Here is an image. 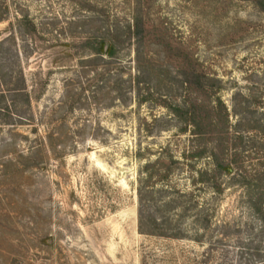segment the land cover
Wrapping results in <instances>:
<instances>
[{
	"label": "rangeland",
	"instance_id": "obj_1",
	"mask_svg": "<svg viewBox=\"0 0 264 264\" xmlns=\"http://www.w3.org/2000/svg\"><path fill=\"white\" fill-rule=\"evenodd\" d=\"M260 3L0 0V264H264V223L240 186L220 196L196 190L210 226L199 230L191 214L173 224L185 231L181 240L141 235L137 196L142 167L169 165L170 155L174 183L191 188L184 155L192 136L160 105H184L188 91L165 88L174 78H217L230 110L234 100L246 103L251 118L264 120ZM137 15L141 41L125 39L116 59L91 63L83 44ZM137 53L164 80L142 104Z\"/></svg>",
	"mask_w": 264,
	"mask_h": 264
},
{
	"label": "trees",
	"instance_id": "obj_2",
	"mask_svg": "<svg viewBox=\"0 0 264 264\" xmlns=\"http://www.w3.org/2000/svg\"><path fill=\"white\" fill-rule=\"evenodd\" d=\"M260 6L264 13V3H260ZM103 32L96 35L99 34L97 31L95 36L83 44L86 50L93 53L91 63L96 66L105 59H116L119 46L125 39L130 43L133 40L135 44L139 43L144 32V22L142 17L137 15L126 26L121 27L119 23L109 24ZM138 53L134 85L138 88L146 86L148 92L147 97L139 99L142 104L152 99L151 92L163 90L164 80L161 77L156 78L149 68L141 64V56ZM166 84L165 88L170 91H188L183 106L169 101L160 105L163 104L183 126L181 133H190L192 136V149L184 155L185 161L188 162L187 167L192 172V189H185L174 183V167L178 161L173 155H170L169 165L160 159L154 163H146L138 177L139 233L181 240L186 236L185 231L181 227H174L173 224L183 222L191 214H195L199 230H208L211 213L199 209L195 191H209L215 196H220L226 187L232 184L243 189L246 206L264 223V120L251 118V109L246 103L239 106L234 100L230 110L221 95L222 81L217 78L185 72L182 79L174 78L173 82ZM197 93L206 95L209 103L191 97ZM161 98L163 95H159L156 102ZM233 117L238 119L236 123L231 122ZM253 157L256 160L254 167H249L250 171L243 169L245 159L253 160ZM198 162L205 163L203 167H198Z\"/></svg>",
	"mask_w": 264,
	"mask_h": 264
}]
</instances>
